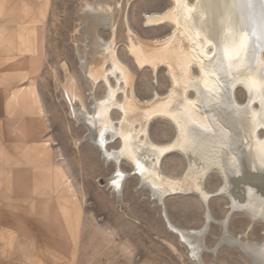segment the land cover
Returning <instances> with one entry per match:
<instances>
[{
    "label": "rangeland",
    "instance_id": "1",
    "mask_svg": "<svg viewBox=\"0 0 264 264\" xmlns=\"http://www.w3.org/2000/svg\"><path fill=\"white\" fill-rule=\"evenodd\" d=\"M42 1L43 14L36 31L29 24L25 2L19 6L22 20L5 22L9 37L11 34L14 38L13 47L9 46L15 50L0 56V74L7 70L3 64L10 71L18 69L17 76L3 74L7 83L13 89L27 90L30 96L34 83L36 98L26 97L16 106L9 104L7 91L3 82L0 83V264H198L190 257L181 237L167 227L162 213L176 225L198 228L205 211L211 220L206 223L203 235L202 263L257 264L237 246L217 243L224 231L243 242L264 243V220L252 219L242 207L236 206L231 196L220 190L226 178L223 179L219 168L211 167L204 174L201 188L209 193L205 202L199 194L190 193L168 195L159 203L141 185L126 161L118 164L127 173L119 198L111 191L107 182L114 178L112 158H104L86 138L85 127L71 115L64 94L70 78L82 105L88 109L92 97L101 100L105 92L101 83L91 88L80 71L75 49L76 44L86 43L85 36L78 31L82 25L80 10L85 2L93 0ZM173 2L127 0L126 3L128 36L144 48L152 47L142 56L130 52L124 40L117 41L115 46L117 60L132 73L133 93L141 101L154 99L156 95L167 96L172 88L165 53L161 52L157 58L154 48L163 42L173 24L150 23L146 15L164 13ZM186 2L194 5L196 0ZM263 8L264 4L260 5V16H264ZM21 27L23 34L19 37ZM96 33L103 40L112 39L111 33L102 27ZM27 45H32L29 51L17 55L18 49L24 50ZM7 46V41H0V53L6 52ZM164 46L167 44L160 48ZM208 48L209 52L213 51L212 47ZM256 51L263 54H258V61L264 64V46ZM188 69L190 81L201 77L197 65L190 64ZM258 76L260 80L264 78L262 72ZM112 83L116 88L117 84ZM188 88L187 102L197 96L193 87ZM13 94L16 97V91ZM231 95L240 107L252 104L251 112L261 109L262 98H254V93L242 82L234 86ZM115 96L118 101L124 97L121 90ZM75 103L79 107V100ZM111 114L114 121L119 119L114 110ZM260 127L255 137L264 139V126ZM147 131L153 142L159 144L172 142L177 134L172 124L159 117L150 120ZM46 142L51 145L48 151L52 166L37 155V148ZM107 146L115 149L120 144L115 141ZM159 166L167 175L179 177L188 165L183 154L168 151L162 155ZM227 216L223 227L220 221Z\"/></svg>",
    "mask_w": 264,
    "mask_h": 264
},
{
    "label": "bare ground",
    "instance_id": "2",
    "mask_svg": "<svg viewBox=\"0 0 264 264\" xmlns=\"http://www.w3.org/2000/svg\"><path fill=\"white\" fill-rule=\"evenodd\" d=\"M259 1L196 0L190 5L186 0H174V5L164 13L146 15L150 23H172L173 28L162 43L155 45V41V51L151 52L157 58L161 52L165 53L172 88L167 96L155 94L154 99L145 101L134 95L132 73L119 63L115 52L119 40L125 41L130 52L142 56L152 48H144L128 36L127 0L85 2L80 10L82 25L78 31L85 36L87 44L75 45L79 68L91 88L101 83L105 92L101 100L92 97L88 109L82 105L70 78L64 94L71 115L85 127L86 138L104 158H112L114 178L107 183L117 198L127 174L118 166L120 161H126L137 171L141 185L159 203L168 195L190 193L199 194L205 202L209 193L201 188L202 179L208 169L217 167L223 179L230 180L228 183L224 179L226 184L220 190L231 196L236 206L242 207L252 219L264 220V139L255 137L257 128L264 126V78L260 80L258 76L260 72L264 74V64L263 60L259 63L260 52L256 51L264 46V16L259 14L264 0L262 4ZM99 27L111 33L112 39L98 37ZM163 44L167 46L160 48ZM209 46L212 52L208 51ZM190 64L201 69L199 79L189 80ZM240 82L250 88L254 98H262L259 111L251 112L252 104L251 108L240 107L233 101L231 91ZM190 84L197 96L187 102L185 93ZM118 90L123 92L122 101L115 96ZM75 100H79V107L75 106ZM113 110L119 114L117 121L111 117ZM153 117L172 124L177 133L172 142H153L147 131ZM115 141L119 142V148L109 149L107 145ZM168 151L186 158L188 166L183 175L169 176L159 166L162 155ZM162 216L167 227L181 237L190 257L203 264L200 253L205 245L206 223L211 220L209 214L204 212V221L198 228L182 227L171 222L166 214ZM227 219L220 221L223 227ZM222 242L237 246L253 262L264 264V243L243 242L225 231L217 241Z\"/></svg>",
    "mask_w": 264,
    "mask_h": 264
},
{
    "label": "crops",
    "instance_id": "3",
    "mask_svg": "<svg viewBox=\"0 0 264 264\" xmlns=\"http://www.w3.org/2000/svg\"><path fill=\"white\" fill-rule=\"evenodd\" d=\"M24 10H26V13H28L29 17H28V21L29 24L31 25V28L33 30L36 31V26L39 22H41V15L43 14V1L42 0H28V2L24 1V0H0V41H7L8 42V46L6 47V52H1L0 56H7L9 54H11L12 50L15 49H11L10 46L12 45L13 47V43H14V38L12 37V35L10 34L9 37V33H7V27L5 26V22L6 21H15L19 22L17 20H22L23 17H21L20 11H19V6L21 3H24ZM13 14L14 17H16L14 19V17L12 16ZM7 16L6 19H3ZM12 16V17H11ZM22 30V27H21ZM23 34V30L18 34L19 37H21V35ZM22 40V39H21ZM22 43V42H21ZM23 44V43H22ZM10 45V46H9ZM24 46L26 47L24 50H20L18 49V54L17 55H21L22 52L24 51H29V49L31 48V46ZM39 47V46H38ZM40 49V48H39ZM41 51V49H40ZM39 51V52H40ZM33 52V50H32ZM37 52V51H36ZM35 54V53H34ZM3 66H5L4 68H6L7 70H3V74L5 77H8L9 75H13V76H17L16 71L17 70H11L9 68H7L5 64H3ZM1 71V70H0ZM3 74H0V83L3 82V85L7 91L8 94V102L9 104H14V106L19 105V101L21 102V100H25L26 97H30L32 100H34L36 98V91L34 90V83L32 85V89H33V95L30 96L27 93V90H23V89H13L12 86L7 83L8 81L7 78H5L3 76ZM16 91V97L14 96V92ZM22 94V95H21ZM49 148H51V145L46 142L42 145V147H38L37 149V155L41 158L42 162H44L45 164H47L48 166H52V160L51 157L49 155ZM45 149V151L42 152V150Z\"/></svg>",
    "mask_w": 264,
    "mask_h": 264
},
{
    "label": "water",
    "instance_id": "4",
    "mask_svg": "<svg viewBox=\"0 0 264 264\" xmlns=\"http://www.w3.org/2000/svg\"><path fill=\"white\" fill-rule=\"evenodd\" d=\"M132 173H137V171H136V170H133ZM227 217H228V216H227ZM226 223H227V221H226ZM226 223H225V224H226ZM225 224H224V225H225ZM225 226H226V225H225Z\"/></svg>",
    "mask_w": 264,
    "mask_h": 264
}]
</instances>
